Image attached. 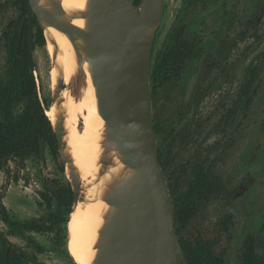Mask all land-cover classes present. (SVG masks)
Wrapping results in <instances>:
<instances>
[{
    "label": "rangeland",
    "instance_id": "rangeland-1",
    "mask_svg": "<svg viewBox=\"0 0 264 264\" xmlns=\"http://www.w3.org/2000/svg\"><path fill=\"white\" fill-rule=\"evenodd\" d=\"M19 11L15 0H0V33ZM181 27L183 39L193 44V54L185 55L168 80L151 82L154 121L160 127L158 150L162 151L161 165L175 213L195 179L197 165L206 170L210 180L222 183L219 191L197 198L194 216L180 227L181 236L186 241L199 238L213 243L225 264L240 263L247 251L255 261L264 256V0H166L151 71L155 55L165 50L172 29L180 31ZM32 57L40 97L52 106L57 85L51 76L48 47L37 45ZM10 66L8 52L0 44V76H6ZM253 69L256 74L251 80ZM83 84L79 83L75 94ZM254 87V100L247 106L245 94ZM65 89L60 100L72 94ZM83 96H73L72 103ZM23 107L17 106L15 113ZM61 162L47 146L43 159L31 156L21 163L8 158L0 170V195L17 218L48 212L45 206L38 208L37 202L43 201L40 192L53 194L58 186L72 188L69 169L62 171ZM63 227L60 237L33 233L46 248L44 253H37L20 236L9 238L31 257L30 264H37L35 256L42 264H77L67 248L68 222ZM8 231L0 220V232L8 235Z\"/></svg>",
    "mask_w": 264,
    "mask_h": 264
},
{
    "label": "water",
    "instance_id": "water-1",
    "mask_svg": "<svg viewBox=\"0 0 264 264\" xmlns=\"http://www.w3.org/2000/svg\"><path fill=\"white\" fill-rule=\"evenodd\" d=\"M42 1L29 0L30 46L35 14L43 30L53 26L65 33L79 66L89 62L99 113L106 123L105 155L117 154L130 172L107 195L113 211L101 231L93 264H189L159 161L151 95V57L166 0H140L137 4L134 0H88L79 15L86 19L85 28L70 23L61 0ZM80 82L84 83L81 69L69 84L60 77L53 103L65 88L75 94ZM52 125L61 161L69 169L75 205L81 198V174L64 141L63 118ZM53 200L56 205L55 192Z\"/></svg>",
    "mask_w": 264,
    "mask_h": 264
},
{
    "label": "trees",
    "instance_id": "trees-1",
    "mask_svg": "<svg viewBox=\"0 0 264 264\" xmlns=\"http://www.w3.org/2000/svg\"><path fill=\"white\" fill-rule=\"evenodd\" d=\"M140 0H134L137 4ZM23 8V14L28 11V0H15ZM17 19L5 33V45L8 47V53L11 56L17 54L24 55L26 63L16 62L10 66L6 76H0V170L7 164L9 157L17 158L24 163L31 156L44 158V149L47 146L55 158H59L57 137L53 129L52 122L47 115L50 108L42 100L38 92L36 81L32 72L34 64L30 47L28 44V22ZM21 25V26H20ZM33 44H44L45 37L42 29L38 27V32L34 35ZM184 47L181 41V35L175 37V44L170 48V52L164 56V59L151 71V82H163L167 80V69L176 65L181 60ZM256 69L251 71V80L255 79ZM251 91V97L248 103L254 100L255 89ZM23 104L24 107L20 113H15V108ZM49 107V108H48ZM156 132L160 130L155 123ZM43 144V147H41ZM159 151V161L162 162V151ZM62 171L65 170L63 163H60ZM163 173H164V167ZM165 175V174H164ZM195 179L184 200L175 213V228L180 238L184 254L189 264H225L222 256L214 251L213 243L196 239L195 241H186L181 236V225L185 226L187 220L195 214L197 198L204 193L217 192L221 189V180H210L209 174L201 165L194 169ZM52 187H48L51 191ZM42 202H38V207H47L48 212L29 219H19L8 210L3 202V195H0V220L9 228V234L0 232V264H28L32 262L31 257L19 245L10 240L9 236H20L35 247L37 253H44L46 248L41 245L31 234L55 233L60 237L63 231V225L69 221L67 216L71 213L73 203V192L70 185L55 187L57 198L54 204L53 194L49 192L39 193ZM238 264H264V256L253 261L250 253L244 252ZM37 264L42 262L33 257Z\"/></svg>",
    "mask_w": 264,
    "mask_h": 264
},
{
    "label": "bare ground",
    "instance_id": "bare-ground-1",
    "mask_svg": "<svg viewBox=\"0 0 264 264\" xmlns=\"http://www.w3.org/2000/svg\"><path fill=\"white\" fill-rule=\"evenodd\" d=\"M87 2L88 0H61L71 24L85 28L86 19L79 15L86 10ZM44 36L53 62L51 76L54 85H57L60 77L69 84L71 77L79 69L84 73V84L78 93L84 96L79 102L72 103L75 95L70 92L72 94H69L67 100L58 98L47 110V115L53 123L60 117L63 118L66 129L64 141L81 174V198L75 203L68 221V252L77 264H93L98 253L101 231L113 211L106 201L107 195L130 172L117 154L112 152L105 155L102 141L106 123L99 113L89 62L85 61L79 66L75 48L61 30L49 26L44 30ZM63 91L64 89L61 93ZM81 122L82 128L79 127ZM103 161H110V164Z\"/></svg>",
    "mask_w": 264,
    "mask_h": 264
},
{
    "label": "flooded vegetation",
    "instance_id": "flooded-vegetation-1",
    "mask_svg": "<svg viewBox=\"0 0 264 264\" xmlns=\"http://www.w3.org/2000/svg\"><path fill=\"white\" fill-rule=\"evenodd\" d=\"M28 4H29V0H28ZM20 7V11H19V13L17 14V16H16V18L14 19V21H12L11 23H9L6 27H8V29L5 31V28L2 30V32L0 33V44H3V46L6 48V50H7V52H8V47L5 45V43L7 42L6 40H5V33L9 30V28H10V26L17 20V19H19V18H21L22 19V21H21V25H23L24 24V21L25 20H27V22H28V32H29V15H28V12H29V8H28V11H27V13L24 15L23 14V8H22V6H19ZM182 22V21H181ZM181 22H179V23H181ZM36 24H37V26H36ZM20 25V26H21ZM32 27H33V29H32V47L30 46V44H29V40H28V44H29V47H30V51H31V56H32V53H33V50L35 49V47L38 45V44H35V46H34V44H33V41L35 40V37H34V35L38 32V27L39 28H41V25H40V23L38 22V20H37V17L35 16V14H33L32 15ZM42 29V28H41ZM42 33H43V35H44V30L42 29ZM183 33H184V27H181V29H180V31L179 30H176V29H172V31H171V33H170V36H169V43H168V45L165 47V50L163 51V53H160V54H158V55H155V60H156V62H155V67L164 59V56L167 54V53H169L170 52V48L173 46V44H175V37L176 36H178V35H181V41H182V43H183V47H184V50H183V56L181 57V60L178 62V64L176 65V68H173L172 66H170V68H168L167 69V71L166 72H168V74L166 75L167 76V80H168V76L169 75H172L171 73L172 72H174V73H176L177 72V70L181 67V64H182V60H183V58L185 57V55H187V54H190V55H192L193 54V44H191V43H188L186 40H184L183 39ZM244 34H246L245 32L243 33V35ZM45 37V36H44ZM156 39V38H155ZM39 46H44V48H45V46H47L46 45V39H45V43L44 44H42V45H40L39 44ZM198 51H199V49H197V51H196V55H197V53H198ZM152 54H153V52H152ZM49 58H50V56H49ZM32 59H33V57H32ZM8 61H9V63H10V65L11 66H14L15 64H16V62H22L23 64H25L26 63V60H25V58H24V55H22V54H17L16 56H11V55H9V53H8ZM151 61H152V57H151ZM32 62H33V60H32ZM51 62H52V60H51ZM151 75V74H150ZM35 81H36V85H37V88H38V83H37V79L35 78ZM247 84H249V80L247 81ZM39 90V89H38ZM251 91L252 90H250V91H247V93L245 94V96H246V101H245V104L248 106V105H250L251 103H248V100L250 99V97H251ZM39 92V91H38ZM49 107H51V105L49 106ZM157 133V132H156ZM213 181H215V180H213ZM55 192V191H54ZM213 193V192H212ZM4 197L5 196H3V202H4V204H5V201H4ZM38 203V202H37ZM6 205V204H5ZM38 205V204H37ZM6 207H7V205H6ZM8 208V207H7ZM39 208V207H38ZM9 210V209H8ZM9 211H11V210H9ZM12 212V211H11ZM13 213V212H12ZM14 214V213H13ZM33 217H35V216H33ZM32 218V217H31ZM33 233H36V232H32L31 234L33 235ZM39 234V233H38ZM34 236V235H33ZM36 239V238H35ZM37 240V239H36ZM38 241V240H37ZM39 242V241H38ZM38 258V257H37ZM25 262H26V260H24ZM26 264H28L27 262H26Z\"/></svg>",
    "mask_w": 264,
    "mask_h": 264
},
{
    "label": "crops",
    "instance_id": "crops-1",
    "mask_svg": "<svg viewBox=\"0 0 264 264\" xmlns=\"http://www.w3.org/2000/svg\"><path fill=\"white\" fill-rule=\"evenodd\" d=\"M38 216V215H37Z\"/></svg>",
    "mask_w": 264,
    "mask_h": 264
}]
</instances>
